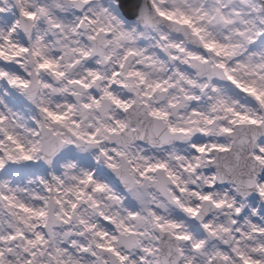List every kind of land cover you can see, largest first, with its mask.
Listing matches in <instances>:
<instances>
[{
    "label": "snow or ice",
    "instance_id": "6c2138e0",
    "mask_svg": "<svg viewBox=\"0 0 264 264\" xmlns=\"http://www.w3.org/2000/svg\"><path fill=\"white\" fill-rule=\"evenodd\" d=\"M0 264H264V0H0Z\"/></svg>",
    "mask_w": 264,
    "mask_h": 264
}]
</instances>
